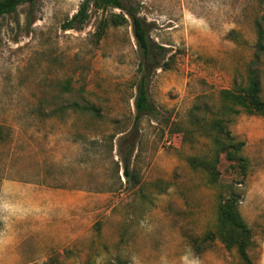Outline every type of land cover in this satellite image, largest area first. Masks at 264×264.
<instances>
[{"label": "rangeland", "instance_id": "rangeland-1", "mask_svg": "<svg viewBox=\"0 0 264 264\" xmlns=\"http://www.w3.org/2000/svg\"><path fill=\"white\" fill-rule=\"evenodd\" d=\"M83 1L35 0L0 19V264H243L216 235L220 193L236 196L264 264V117L227 123L245 142L244 177L190 119L245 84L264 0H123L169 51L150 86L159 116L137 127L131 22L94 45L120 10L91 7L65 30ZM132 145L138 187L123 174Z\"/></svg>", "mask_w": 264, "mask_h": 264}, {"label": "trees", "instance_id": "trees-1", "mask_svg": "<svg viewBox=\"0 0 264 264\" xmlns=\"http://www.w3.org/2000/svg\"><path fill=\"white\" fill-rule=\"evenodd\" d=\"M35 0H0V19L5 15L17 11L23 4H32ZM91 7L107 12L109 9L120 10L119 13L110 12L101 18L97 30L91 36L94 45H98L107 35L111 27H121L131 22L133 36L139 51L140 60L137 68V80L134 84L135 96V127L145 117L157 118L159 110L154 104L150 93V86L154 74L158 69L167 65L168 49L157 43L151 35V25L142 17L132 5H126L123 0H84L73 17L63 24L65 30L80 29L90 17ZM264 56V18L257 22V43L254 60L247 70L245 84H236L233 89L220 90L217 104L212 106L204 103L195 105L190 111L191 123L197 130H204L209 126L210 131L219 145V153L226 156L228 161L234 162L240 176H245L249 168L247 158L241 156L245 142H239L227 130V123L240 114L264 117V71L257 67L260 58ZM201 96L199 99H206ZM77 107L78 104H73ZM84 109L97 113L93 107ZM210 120L208 121L209 117ZM135 145L123 156V174L130 187L141 185V178L132 170V157ZM217 232L219 240L228 248L236 247L243 264H253L248 253L251 246L252 232L243 219L236 196L219 194L217 211Z\"/></svg>", "mask_w": 264, "mask_h": 264}]
</instances>
